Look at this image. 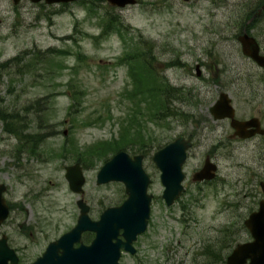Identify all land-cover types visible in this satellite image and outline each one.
Returning a JSON list of instances; mask_svg holds the SVG:
<instances>
[{
	"label": "rangeland",
	"instance_id": "obj_1",
	"mask_svg": "<svg viewBox=\"0 0 264 264\" xmlns=\"http://www.w3.org/2000/svg\"><path fill=\"white\" fill-rule=\"evenodd\" d=\"M239 2L136 0L113 7L106 0L66 5L29 0L14 5L12 0H0V64L20 54L0 69V117L10 113L9 118L19 121L13 133L4 130L5 121L0 119V180L10 182V200L30 203L34 209L31 221L49 227L56 238L72 227L78 216V196L67 186L65 166L77 161L82 165L83 197L90 206L89 215L97 217L124 195L121 183L95 181L104 160L121 148L93 155L94 146H107L109 141L120 146L135 139L123 149L131 156L143 154L142 165L151 179L148 192L153 194L150 224L138 238L141 264H166L169 256L183 257L184 264H191L186 250L199 237L222 238L224 226L232 229L241 216L236 202L239 179L251 165L253 157L248 156L253 153L236 149L229 154L220 148L213 160L218 166L216 177L209 183H194L190 175L201 167L204 153L214 148L213 143L223 142V121L212 120V127L196 130L199 135L183 165L185 190L170 210L160 198L162 185L151 156L192 126L195 130L210 122L206 116L209 105L225 91L224 81L244 63L235 38ZM111 14L119 15L122 36L108 30L101 34V19ZM135 54L147 64L145 70L139 68L143 96L160 91L162 97H156L161 103L168 91L172 96L169 106L178 116L158 121L153 117L155 111H147L151 100L144 110L143 104L133 103L136 97L129 94L137 89L138 78L122 58ZM198 62L203 63L202 77L195 74ZM222 62L229 68L227 77V71L220 73ZM152 77L157 83H167L166 87L157 85L153 90ZM70 95L75 96L72 105ZM15 134L21 145L22 139L45 138L37 152L43 153L41 162L36 161L39 155L31 161L36 171L26 172L23 161L13 165ZM232 238L230 244L234 245L238 234ZM215 244L221 251L220 241ZM31 253L20 264L30 262L35 256ZM123 262L133 264L126 256Z\"/></svg>",
	"mask_w": 264,
	"mask_h": 264
},
{
	"label": "flooded vegetation",
	"instance_id": "obj_2",
	"mask_svg": "<svg viewBox=\"0 0 264 264\" xmlns=\"http://www.w3.org/2000/svg\"><path fill=\"white\" fill-rule=\"evenodd\" d=\"M243 34L254 39L258 54L264 57V0H240L239 25L236 35H234L237 38ZM223 40H225L224 37ZM237 44L238 52L244 63L240 68L234 70L229 80H225L223 83L224 92L227 93L232 106V116H229L230 113L227 117L221 119L223 121L221 136L223 142L221 145H217L218 141L213 143L214 148L204 153V158L208 157L214 160L220 148H223L229 154H232L236 149H243L248 153H253L248 156V159L253 157L251 165L245 168L239 179V199L237 197L236 202L239 203L241 216L233 225L235 224L234 234H238L236 243L243 247L232 263L264 264V66L246 56L242 51V45L238 42ZM227 56L228 53L226 54ZM196 64L199 66V75H197ZM202 65L203 63L200 62L195 63V74L198 77H202L200 68ZM219 69L221 75L225 71L227 73L224 76L227 77L229 75V68L223 65V62ZM209 114L206 116L210 122L197 129L195 128V130L192 126V129L186 133V137L191 138L193 143L197 139V135H199L196 130L212 127L211 119L213 118ZM14 140L13 146H15V149L17 148V152L15 154L11 153L14 161L13 165L20 164L23 161L21 165L26 168V172L36 171L31 161L38 155L39 158H36V161H40V156L43 153L38 154L37 152L42 149L41 142L45 139L29 141L22 139V145L19 139ZM38 142L40 143L36 144ZM44 157L48 160L47 155H44ZM0 183L5 184L3 196L7 204V214L4 217L0 216V248L3 249L4 247L6 251H8V248L12 249L17 256V264L22 263L27 254L34 249L31 253V255H35L31 260L32 263L43 254L48 243L54 241L57 237H52V230L49 227L42 226L35 220L31 221L34 209L30 203H26L29 204L26 205L21 201L10 200L9 196H7L10 189L9 181L0 180ZM26 195L27 193H25ZM252 212H258L252 222L256 231V239L247 227V221ZM91 220L96 221L98 218H91ZM76 222L77 219L75 220ZM229 229V226L225 227L222 239L219 240L220 244H222L221 251H218L215 247L217 246L215 240L218 239H214L213 235L209 236V234H206L204 238L199 237L194 245L186 250V253L191 255V259L188 261L191 264H231L229 257L233 247L231 248L230 244ZM68 230L70 228L66 231ZM94 237V232L86 230L81 233L80 240L74 242L72 246L75 248L80 245L89 246ZM117 238H122V235L119 233ZM138 238L139 236L133 243L136 249L135 253L121 252L119 258L121 264H125L123 262L125 256H128L133 264H141L140 254L142 250ZM41 243L43 245L41 250H39L38 247ZM58 254H61V250H58ZM185 261L183 257L173 258L169 256L166 264H178V262L179 264H184Z\"/></svg>",
	"mask_w": 264,
	"mask_h": 264
},
{
	"label": "water",
	"instance_id": "obj_3",
	"mask_svg": "<svg viewBox=\"0 0 264 264\" xmlns=\"http://www.w3.org/2000/svg\"><path fill=\"white\" fill-rule=\"evenodd\" d=\"M18 1L19 0H13L14 3H18ZM31 1L38 2L40 0ZM44 1L50 4L59 2L66 3L74 0ZM107 2L113 6L123 7L135 3V0H107ZM238 40L241 42L245 54L254 58L259 64L264 65V58L257 55V48L253 38L244 35L243 37L239 36ZM231 109L227 94L221 93L219 99L211 106L210 111L214 118L217 119L226 117L228 111H231ZM190 144V140L184 139L183 136H178L155 151L152 156V160L160 170V181L165 187L163 197L168 204L171 203L182 190L180 182L184 174L181 167L186 157V150ZM142 158V155H134L131 157L126 151L121 150L115 153L100 167L97 172V183H105L111 180L121 181L125 185V191L128 196L120 206L106 208L100 214V220L91 223L86 214L88 210L87 205H85L81 199L78 200L77 204L80 207V215L77 225L72 231L63 234L57 241L50 243L48 246L47 250L49 253H52L59 247H62L64 250V258L61 259L59 263L53 264H62V260L63 262L65 260L64 264H69L68 262L71 263L72 261H76V264H85L87 260L95 261L99 259L105 264H112L115 259L114 253L116 252L117 246L115 243L111 245V243L108 242H110L111 238L116 236L118 230L120 228L123 229L122 234L128 243L134 240L136 235L144 230L149 216L151 194L147 193V186L150 180L142 167ZM214 170L215 165L207 159L202 169L195 174L194 178L197 180L204 178L210 179L214 176ZM65 178L72 191L82 193L84 177L78 164L66 167ZM2 191L3 188L0 186V212L3 217L6 214V208L4 200L1 197ZM87 228L97 231L98 235L94 243L87 248L80 247L78 249H73L71 247L72 242L78 240L80 232ZM117 244L119 246V243ZM125 247H129L127 243H125ZM239 248L240 247L235 249V253ZM4 254L5 253L0 250V264H6L7 255ZM104 260H108V262ZM90 264H93V261Z\"/></svg>",
	"mask_w": 264,
	"mask_h": 264
},
{
	"label": "trees",
	"instance_id": "obj_4",
	"mask_svg": "<svg viewBox=\"0 0 264 264\" xmlns=\"http://www.w3.org/2000/svg\"><path fill=\"white\" fill-rule=\"evenodd\" d=\"M119 20H120L119 15H115V14H111V15H109L106 18L105 17L102 18L101 19V28H102L101 34H107L108 31H110V32L114 31L116 33H119L122 36L121 28L119 27L121 22H119ZM139 54H140V56L143 57L142 53H139ZM17 55L15 57H12L8 61H5V63L4 62L1 63L0 64V69L6 68L8 62H14L15 60H17L20 57V54H17ZM122 59L124 61H126V62L128 61L131 64L132 72H134V77L138 78L137 89L134 91L133 94H129V96H131V97H136V100H132L133 103L135 104L137 102L138 105L139 104H143L144 105L143 110H144L147 107V104L150 103L149 100H151L153 102V104H149V107H148L149 109L147 111H153V112L155 111L156 113L155 114L153 113V117L155 116V118L157 120H165L170 115H172V114L175 115L176 112L172 111L173 109L169 106V102H170L172 96H171V94L169 95L170 96V100H169L168 91L166 93H163L164 98L161 100V103L159 102V100L156 97V96L162 97V94H160L162 92H160V91H158L159 94H157V92H153V93L150 92L151 95H147L149 97H144L143 96V93L145 92V89L142 88L143 80H141V78H140L139 68H142V69L145 70V67L147 65L146 62L141 60V58L138 56V54H135V55L127 57V58H126V55H125ZM144 75L147 77L148 74L146 72H144ZM152 79H153V82H154L153 90L156 89L155 86H157V85L163 86V87H166V85H167V83H165L163 81H159L157 83L156 79H154L153 77H152ZM146 84H147V82H146ZM70 99H71L70 105H72L74 103L75 96L74 95H70ZM9 114L10 113H8V114H6L4 116L2 115L0 117V119L5 121V126H4V130L5 131L15 133L16 126H17V123L19 121L17 119L15 120L14 116H11L9 118ZM22 129H23V131L25 130V125H22ZM15 136L18 137L16 134H15ZM124 141H125V139L123 140V142ZM134 142H135V139H133V140L132 139H128V142L121 143L120 146H117V144L119 145V143H115L114 144V142H112V141H109L107 146H106V144H101V145L98 144V145L94 146L93 155H95V153H97L99 155H101V154L106 155V154L110 153L112 150H115V149L117 150L119 148L123 149V148L129 147ZM127 144H128V146H127ZM149 145H151V142L149 143ZM97 148H99L98 151H96ZM101 148H103V149H101ZM80 161H82V160L80 159Z\"/></svg>",
	"mask_w": 264,
	"mask_h": 264
}]
</instances>
